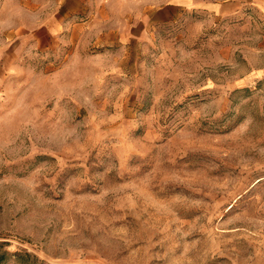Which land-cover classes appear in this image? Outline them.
I'll return each mask as SVG.
<instances>
[{"label": "rangeland", "instance_id": "obj_1", "mask_svg": "<svg viewBox=\"0 0 264 264\" xmlns=\"http://www.w3.org/2000/svg\"><path fill=\"white\" fill-rule=\"evenodd\" d=\"M173 2L0 0L3 264H264V0Z\"/></svg>", "mask_w": 264, "mask_h": 264}, {"label": "crops", "instance_id": "obj_2", "mask_svg": "<svg viewBox=\"0 0 264 264\" xmlns=\"http://www.w3.org/2000/svg\"><path fill=\"white\" fill-rule=\"evenodd\" d=\"M240 0H233L232 2H214L208 0V3L199 4L191 0H175L171 5L174 7H189V8H199L208 10L214 15H224L231 9H237L239 7Z\"/></svg>", "mask_w": 264, "mask_h": 264}, {"label": "trees", "instance_id": "obj_3", "mask_svg": "<svg viewBox=\"0 0 264 264\" xmlns=\"http://www.w3.org/2000/svg\"><path fill=\"white\" fill-rule=\"evenodd\" d=\"M4 244H0V264H3L6 261L7 252L3 251Z\"/></svg>", "mask_w": 264, "mask_h": 264}]
</instances>
